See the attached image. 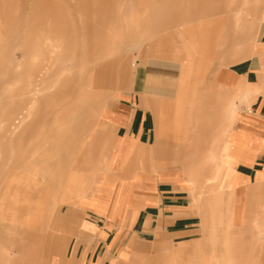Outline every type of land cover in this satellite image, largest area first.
<instances>
[{
    "label": "crops",
    "instance_id": "crops-1",
    "mask_svg": "<svg viewBox=\"0 0 264 264\" xmlns=\"http://www.w3.org/2000/svg\"><path fill=\"white\" fill-rule=\"evenodd\" d=\"M259 14L252 51L232 55L245 58L222 82L183 86L182 66L148 59L131 90L111 85L97 142L85 127L53 193L36 196L56 227L41 251L82 253L80 264H264V0ZM186 27V41L157 44L181 59L185 43L195 65L209 44L221 50ZM232 30L226 47L244 46ZM112 64L97 71L103 86Z\"/></svg>",
    "mask_w": 264,
    "mask_h": 264
},
{
    "label": "rangeland",
    "instance_id": "rangeland-1",
    "mask_svg": "<svg viewBox=\"0 0 264 264\" xmlns=\"http://www.w3.org/2000/svg\"><path fill=\"white\" fill-rule=\"evenodd\" d=\"M248 1L0 0V264H50L51 258L53 264H80L82 253L39 249L46 244L40 234L56 227L39 219L36 196L53 193L51 181L79 150L85 127L97 142L98 124L117 98L111 85L131 90L141 62L182 66L183 86L226 80L227 69L245 58L232 55L253 49L262 1ZM208 18L214 20L204 25L205 33L223 34L205 40H216L221 50L209 44L214 53L196 56L197 65L185 58V43L176 46L183 49L180 59L156 42L165 36L186 41L180 26H199ZM225 19L236 28H223ZM231 30L244 46L226 47ZM111 61L110 84L103 86L105 76L97 71Z\"/></svg>",
    "mask_w": 264,
    "mask_h": 264
},
{
    "label": "bare ground",
    "instance_id": "bare-ground-1",
    "mask_svg": "<svg viewBox=\"0 0 264 264\" xmlns=\"http://www.w3.org/2000/svg\"><path fill=\"white\" fill-rule=\"evenodd\" d=\"M254 1V0H253ZM262 0H255L254 2L255 3H257V2H261ZM247 2L249 3V1L247 0ZM247 3V4H248ZM230 4V3H229ZM240 14H241V11H238V13L237 14H235V17H234V21L236 22V24H239L240 23ZM242 18V17H241ZM220 19V18H219ZM201 20V21H200ZM199 21V34H200V37H201V40H202V42H204V41H206L205 40V38H206V36H207V38H210V37H217L218 38V36H220L221 34H223V33H220L219 31H217V33L218 34H215V33H205V29H204V25H206V27L207 26H210L211 24V22L214 20V19H212V18H208V19H206V20H202V19H200ZM224 21V19H220L219 21ZM230 20V19H229ZM221 21V22H222ZM225 21H227V19H225ZM231 21H233V19H231ZM189 23V22H188ZM186 29H187V27H186V25H181L180 26V31L183 33V32H185L186 31ZM177 35V34H176ZM177 37V36H176ZM166 38V37H165ZM169 38V37H168ZM173 42H175V41H173ZM182 42V41H181ZM196 41H194V44H196L195 43ZM199 44H201V42H199ZM198 47H200V46H198ZM196 49V48H195ZM194 49V50H195ZM197 50V49H196ZM184 51H185V49H184ZM188 58V57H187ZM195 59V58H194Z\"/></svg>",
    "mask_w": 264,
    "mask_h": 264
}]
</instances>
